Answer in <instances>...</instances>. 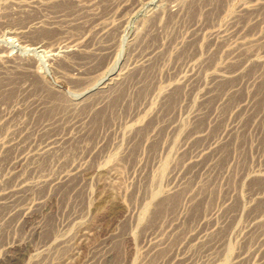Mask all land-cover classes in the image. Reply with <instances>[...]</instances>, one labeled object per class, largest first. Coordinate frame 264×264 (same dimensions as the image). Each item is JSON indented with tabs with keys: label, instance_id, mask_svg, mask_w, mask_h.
<instances>
[{
	"label": "rangeland",
	"instance_id": "rangeland-1",
	"mask_svg": "<svg viewBox=\"0 0 264 264\" xmlns=\"http://www.w3.org/2000/svg\"><path fill=\"white\" fill-rule=\"evenodd\" d=\"M0 264H264V0H0Z\"/></svg>",
	"mask_w": 264,
	"mask_h": 264
},
{
	"label": "bare ground",
	"instance_id": "bare-ground-1",
	"mask_svg": "<svg viewBox=\"0 0 264 264\" xmlns=\"http://www.w3.org/2000/svg\"><path fill=\"white\" fill-rule=\"evenodd\" d=\"M118 58H120V57H118ZM120 60V59H119ZM118 62V61H117ZM117 62H115V63H117ZM114 66H115V64H114ZM117 66V65H116ZM114 69V68H113ZM112 70V69H111Z\"/></svg>",
	"mask_w": 264,
	"mask_h": 264
}]
</instances>
